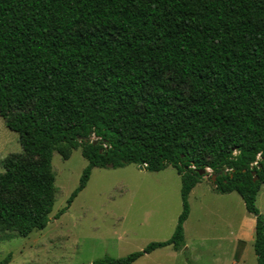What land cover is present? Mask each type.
<instances>
[{
	"label": "trees",
	"instance_id": "1",
	"mask_svg": "<svg viewBox=\"0 0 264 264\" xmlns=\"http://www.w3.org/2000/svg\"><path fill=\"white\" fill-rule=\"evenodd\" d=\"M0 117L22 150L0 172V235L47 226L52 155L80 149L87 165L54 219L94 168L170 166L181 184L170 239L93 264L181 250L188 197L207 170L213 191L238 194L255 218L264 264V0H0Z\"/></svg>",
	"mask_w": 264,
	"mask_h": 264
},
{
	"label": "rangeland",
	"instance_id": "2",
	"mask_svg": "<svg viewBox=\"0 0 264 264\" xmlns=\"http://www.w3.org/2000/svg\"><path fill=\"white\" fill-rule=\"evenodd\" d=\"M17 133L0 117V172L4 159L21 153ZM56 197L50 222L27 237L0 235V262L6 264H93L142 251L152 242L171 238L182 211L180 178L172 167L151 173L136 165L94 168L86 187L58 219L79 184L87 161L80 149L67 160L52 155ZM188 197L183 224L184 247L154 250L133 264H257L253 249L255 218L236 193L211 190V171ZM264 217V183L256 198Z\"/></svg>",
	"mask_w": 264,
	"mask_h": 264
},
{
	"label": "crops",
	"instance_id": "3",
	"mask_svg": "<svg viewBox=\"0 0 264 264\" xmlns=\"http://www.w3.org/2000/svg\"><path fill=\"white\" fill-rule=\"evenodd\" d=\"M211 190L213 191V189L211 188ZM191 193V192H190ZM231 194V193H230ZM230 194H220L222 196H227V195H230ZM190 195V194H189Z\"/></svg>",
	"mask_w": 264,
	"mask_h": 264
},
{
	"label": "water",
	"instance_id": "4",
	"mask_svg": "<svg viewBox=\"0 0 264 264\" xmlns=\"http://www.w3.org/2000/svg\"><path fill=\"white\" fill-rule=\"evenodd\" d=\"M141 169H144L143 167H141ZM215 180V177H212V181H214Z\"/></svg>",
	"mask_w": 264,
	"mask_h": 264
}]
</instances>
